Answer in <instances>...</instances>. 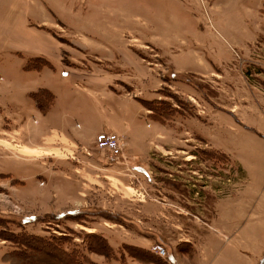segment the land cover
<instances>
[{
  "label": "rangeland",
  "instance_id": "374dc122",
  "mask_svg": "<svg viewBox=\"0 0 264 264\" xmlns=\"http://www.w3.org/2000/svg\"><path fill=\"white\" fill-rule=\"evenodd\" d=\"M258 2L0 0V21L25 14L63 45L51 63L0 40V182L19 194L1 184L4 225L65 237L73 243L65 247L77 244L98 264H121L125 243L161 244L159 257L169 261L150 263L174 264L167 246L198 237L217 199L248 187L251 207V185L264 187ZM36 57L50 65L25 69ZM199 57L211 66L204 73L176 70H195ZM98 66L106 75L93 72ZM41 88L54 98L49 106L40 94L38 108L29 94ZM101 132L120 139L115 163L96 147ZM43 192L38 208L33 202ZM89 233L106 239L111 259L86 249L96 241ZM0 242L5 264L1 255L11 245Z\"/></svg>",
  "mask_w": 264,
  "mask_h": 264
},
{
  "label": "crops",
  "instance_id": "0c3cea01",
  "mask_svg": "<svg viewBox=\"0 0 264 264\" xmlns=\"http://www.w3.org/2000/svg\"><path fill=\"white\" fill-rule=\"evenodd\" d=\"M263 8L264 0H259L257 8L253 10V23L256 24L257 21L261 19L258 15V10ZM43 24L44 23H38L36 25L39 26ZM1 29L2 31L4 30V35L3 37L0 35L2 37H0V40L4 39L3 45L7 42L8 45L10 43L12 51L15 53L21 55H23V53H31L34 56L42 55L51 63L60 60V52L61 48H63L62 43L52 36L49 30H42L30 26L26 22L25 14L18 13L14 17H5L0 21V31ZM197 63L198 67L192 71L184 70L182 67L175 68L177 71L185 73H204L208 68H211V66L201 57L197 58ZM92 70L94 73H102L103 76L106 75V72L103 71L100 66ZM98 80L101 84H106L104 78L99 77ZM107 85H109V83H107ZM8 177L11 181L14 178L18 179L16 177H11L10 175ZM1 184L9 187L12 185L10 181H2L0 182V186ZM169 185H173L172 187L175 186L174 183ZM11 187L14 190V195L19 196L18 187ZM247 188H242L239 194H233L230 197L217 199L211 210L209 222L206 224L204 231L202 230L199 233L198 237H194L192 240L186 239L178 241L172 247L167 246L168 251L173 256L174 264H259L264 254V187L254 188L251 185V207L248 204V201L244 198V194L246 195L249 193ZM170 192L175 193V189H171ZM76 193L79 192L74 186L72 196H75ZM43 194L46 193H41L37 202H33L38 208L41 206L40 203ZM60 204L54 206L53 209H46V212L61 208ZM211 222L214 224H211ZM216 223L221 224L222 227L219 228L215 225ZM223 228L230 231L225 232L222 230ZM3 244L5 243L0 242V245ZM125 244L132 245L130 243ZM152 245L154 244L143 245V247L138 245V247L149 251V254L151 253L155 255V257L153 255L151 256L156 260L163 262L169 261L168 257L162 259L152 251ZM120 262L121 264H151L148 261L139 260L128 254H126L125 259ZM4 263L8 264L6 262ZM99 263L104 264L103 262Z\"/></svg>",
  "mask_w": 264,
  "mask_h": 264
},
{
  "label": "trees",
  "instance_id": "16d2710c",
  "mask_svg": "<svg viewBox=\"0 0 264 264\" xmlns=\"http://www.w3.org/2000/svg\"><path fill=\"white\" fill-rule=\"evenodd\" d=\"M36 59L39 63L30 65V62H28L25 69H40L43 66L50 65V62L44 58L36 57ZM43 93H46L49 96L50 106V102L54 98L50 90L41 88L38 91L29 94L37 103L38 108H40V104H38L37 100H40V94ZM145 104L148 105L150 103ZM5 222H9V220L7 221L4 217H0V227H4L3 230L0 229V240L8 242L11 245V248L4 251L1 257L3 262L8 264H98L87 254H84L77 244H74L71 247H65L64 244L66 243L73 244L71 240L65 237H58L55 235L46 237L25 231L14 232L4 225ZM86 236L96 240L94 244L90 241L87 242L86 249L88 251L101 254L108 259L112 258L113 249L104 237L95 233H89ZM123 248L128 251L130 256L139 260L148 262L156 260L153 258L155 255L151 253L149 254V251L129 245H124ZM123 260L124 259L121 261ZM259 264H264V254Z\"/></svg>",
  "mask_w": 264,
  "mask_h": 264
},
{
  "label": "built area",
  "instance_id": "2783aa9c",
  "mask_svg": "<svg viewBox=\"0 0 264 264\" xmlns=\"http://www.w3.org/2000/svg\"><path fill=\"white\" fill-rule=\"evenodd\" d=\"M96 147L106 152V157L110 162H117L119 157L122 156V148L120 139L115 133L101 132L95 138ZM13 205V208L18 209V206ZM20 209V208H19ZM18 209V210H19ZM19 212V211H17ZM158 256L165 255V249L161 244H154L151 247Z\"/></svg>",
  "mask_w": 264,
  "mask_h": 264
}]
</instances>
